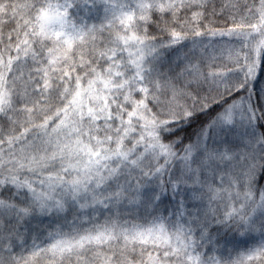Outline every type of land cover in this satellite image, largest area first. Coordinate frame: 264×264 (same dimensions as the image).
<instances>
[{
    "label": "snow or ice",
    "instance_id": "1",
    "mask_svg": "<svg viewBox=\"0 0 264 264\" xmlns=\"http://www.w3.org/2000/svg\"><path fill=\"white\" fill-rule=\"evenodd\" d=\"M0 264H264V0H0Z\"/></svg>",
    "mask_w": 264,
    "mask_h": 264
}]
</instances>
